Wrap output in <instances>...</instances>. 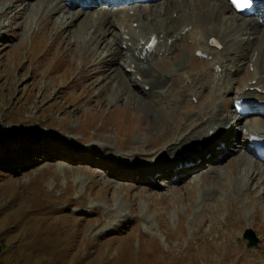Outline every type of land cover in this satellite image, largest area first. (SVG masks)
<instances>
[{
    "label": "rangeland",
    "instance_id": "374dc122",
    "mask_svg": "<svg viewBox=\"0 0 264 264\" xmlns=\"http://www.w3.org/2000/svg\"><path fill=\"white\" fill-rule=\"evenodd\" d=\"M161 1L154 0L163 12ZM76 2L73 8L79 10L83 0ZM10 3L1 0L0 13ZM104 3L95 2L90 10ZM13 15L1 16L0 24ZM242 17L264 22L257 14ZM0 31V264H264V161L239 138L221 153L195 159L193 167L178 162L183 168L175 172L166 166L178 163L162 159L161 173L149 179L151 165L177 137L199 123L206 129L211 113L226 115L233 108L234 88L251 82L249 64L232 67L216 93L209 59L186 45L184 69L159 45L148 63L163 69V56L169 70L204 78L194 100L189 79L149 93L144 83L113 80L107 66L98 73L104 65L86 61L88 50L63 45L56 38L59 29L47 31L40 21L25 37L15 25ZM249 47L257 50L262 67L253 89L264 93V39ZM106 54L103 49L104 60ZM123 69L121 63L118 70ZM96 73L110 75L108 84L95 87ZM237 117L234 113L225 125L228 140L242 129ZM134 159L138 170L132 168ZM246 228L253 230L255 246L243 237Z\"/></svg>",
    "mask_w": 264,
    "mask_h": 264
},
{
    "label": "bare ground",
    "instance_id": "6f19581e",
    "mask_svg": "<svg viewBox=\"0 0 264 264\" xmlns=\"http://www.w3.org/2000/svg\"><path fill=\"white\" fill-rule=\"evenodd\" d=\"M85 1L84 8L75 10L74 3L67 0H11L7 8L0 13V17H8L10 11H13L14 15L7 22L0 24V30L10 31L15 25L18 29H23L22 35L25 37L38 25L39 21L46 25L47 31L58 28L56 38L60 40V43L69 47L75 44V48L78 47L79 52L82 53L88 50L89 55L85 58L86 61H89L92 66L97 63L104 65L98 73H105L107 66L114 71L113 80L130 86L144 83L143 86L149 85V93L157 88L169 87L170 89L181 81L189 79L195 89L190 90L194 97L198 91L197 87L205 83L200 74H180L176 71L178 68L169 70L163 62V56L160 61L165 70L157 68L158 66L154 63H148L156 54L158 55L159 45L163 46L173 57H177L178 66L185 65L183 54L186 45L189 50L193 49L197 56L198 54H207L215 75L211 84L216 93L222 91L224 79L226 75L229 78L232 67L245 62L253 67L251 82L244 83L245 87L234 88L233 108L226 115L221 111L211 113L204 121L206 129L203 124L199 123L183 137H177L174 146L162 152L156 162L151 165L154 167V172L160 171L162 168L160 162L163 160L180 162V159L176 157L183 151H190L187 157H193L190 158L193 162L200 157H207L209 153H212L213 156V153L218 151L211 148L212 146L209 144L215 141L212 145L217 146L228 141L229 136L225 137L227 131H224V128L234 113L239 111V103L246 102V98H252L253 102H249V104H253L252 107L254 105L264 106V93L254 91L253 88L257 87V83H252V79L255 77H257V82L261 80L262 67L258 62L257 50L249 47L254 40L264 39V22L257 24L251 18H243L242 15L233 11L226 0H197L195 3H192L193 0H162L160 5H164L163 12H161V6L154 0H119L123 5H114L110 1L104 0L106 3L102 4L100 8L97 7L95 11L90 10L92 6L94 7L95 2ZM74 2L76 3V0ZM131 9L134 10V14L129 15L128 10ZM174 11L175 15L172 13ZM229 12L232 14L226 18L225 15ZM89 23L90 25H88ZM133 23H137V25L134 26ZM236 31L237 33H234ZM2 33L3 31H0V35ZM254 34L257 35L254 36ZM153 39H157V43L151 49L149 43ZM103 49L107 50V54L104 56L107 60L101 57ZM246 49L249 51H245ZM141 62L147 63L142 66ZM121 63H124L125 70L120 72L118 67ZM127 69L134 71V78L126 73ZM184 69H186V65ZM98 73L92 78L96 82L95 87L108 84L106 80L110 75L98 78ZM196 97L199 100V95ZM224 106L226 104L223 103L222 107ZM214 107L216 108V106ZM206 112H202L198 119L204 120ZM255 113L256 116L242 122L240 118H246L249 114L246 116L241 112L238 116L239 119L236 120L237 124L242 122L243 134H239L237 137H242L244 144L253 154V149L257 146L256 143L264 138V124L262 117L258 115V108L255 109ZM189 122L190 118L183 124V129L189 126ZM230 133L229 131V135H231ZM249 136L251 138L246 139ZM200 145H202L201 148L198 147ZM182 147L185 148L178 151ZM157 150L158 147L148 153L151 154ZM244 157L245 155L241 159H245ZM114 159L118 160L116 156ZM181 161H184V158ZM242 164L245 165L243 162ZM118 165L122 167L124 164L122 161H118ZM139 165L140 162L137 159L132 168L138 170ZM184 166L188 168L194 165L188 166L185 163ZM211 169L215 173L218 172L219 175V169L214 166ZM250 174H253L254 178L258 175L255 171H251ZM244 184V178L239 180L240 189L244 187ZM122 212L123 210L118 214Z\"/></svg>",
    "mask_w": 264,
    "mask_h": 264
},
{
    "label": "water",
    "instance_id": "95a60500",
    "mask_svg": "<svg viewBox=\"0 0 264 264\" xmlns=\"http://www.w3.org/2000/svg\"><path fill=\"white\" fill-rule=\"evenodd\" d=\"M244 238L249 240L248 246H253L257 244V239L254 237V232L252 229L247 228L244 232Z\"/></svg>",
    "mask_w": 264,
    "mask_h": 264
},
{
    "label": "snow or ice",
    "instance_id": "6c2138e0",
    "mask_svg": "<svg viewBox=\"0 0 264 264\" xmlns=\"http://www.w3.org/2000/svg\"><path fill=\"white\" fill-rule=\"evenodd\" d=\"M233 4L237 7V8H243L245 7V0H232ZM250 3V0H249Z\"/></svg>",
    "mask_w": 264,
    "mask_h": 264
},
{
    "label": "trees",
    "instance_id": "16d2710c",
    "mask_svg": "<svg viewBox=\"0 0 264 264\" xmlns=\"http://www.w3.org/2000/svg\"><path fill=\"white\" fill-rule=\"evenodd\" d=\"M30 136V134H28Z\"/></svg>",
    "mask_w": 264,
    "mask_h": 264
}]
</instances>
